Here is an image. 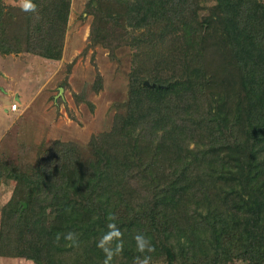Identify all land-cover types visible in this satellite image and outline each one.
Segmentation results:
<instances>
[{
  "label": "trees",
  "instance_id": "trees-1",
  "mask_svg": "<svg viewBox=\"0 0 264 264\" xmlns=\"http://www.w3.org/2000/svg\"><path fill=\"white\" fill-rule=\"evenodd\" d=\"M218 1L195 24L188 15L200 0L88 1L91 40L110 55L117 45L133 48L127 98L88 145L53 142L16 172L0 208V256L264 264V2ZM31 3L24 49L60 58L70 0ZM12 27L5 21L0 53L22 48L25 36ZM149 151L156 157H145ZM138 236L153 251H140Z\"/></svg>",
  "mask_w": 264,
  "mask_h": 264
},
{
  "label": "rangeland",
  "instance_id": "rangeland-1",
  "mask_svg": "<svg viewBox=\"0 0 264 264\" xmlns=\"http://www.w3.org/2000/svg\"><path fill=\"white\" fill-rule=\"evenodd\" d=\"M88 1L70 0L61 56L48 59L23 47L26 36L32 34L22 9L26 0H0V32L6 21L13 24L11 32L25 36L19 55L0 53V165L3 164L0 168V208L16 188V172L33 165L53 142H72L85 147L92 136L108 130L114 115L122 110L119 105L128 94L133 48L127 44L117 45L110 55L107 47L91 40L95 19ZM218 2L200 0L197 5H192L194 9H190L188 17L193 18L194 24L197 21L203 23L204 17L217 7ZM103 7L108 6L105 3ZM9 18L12 20H7ZM118 34L115 32L113 36ZM176 34L180 36L181 32L178 30ZM3 71L9 73L7 78L3 77ZM60 86L63 89L59 94ZM222 87L227 89L228 86ZM11 100L19 104L16 111L10 110ZM156 154L149 151L145 157L153 158ZM159 155L170 159L167 153ZM13 168L18 169L13 171ZM52 201V195L47 196L49 216L57 210ZM44 222L48 224L49 221L45 218ZM121 256L115 253L119 260ZM247 261L234 258L228 264H250ZM0 264L37 263L24 257L0 256ZM152 264L167 262L158 260Z\"/></svg>",
  "mask_w": 264,
  "mask_h": 264
},
{
  "label": "clouds",
  "instance_id": "clouds-1",
  "mask_svg": "<svg viewBox=\"0 0 264 264\" xmlns=\"http://www.w3.org/2000/svg\"><path fill=\"white\" fill-rule=\"evenodd\" d=\"M22 9L24 11H35L36 10V6L34 4L31 3V0H26L25 5H22ZM138 241H142V243L140 244V251H144L145 248L147 247L148 251H153V248L148 246V242L141 236L137 237ZM142 264H147V259H145Z\"/></svg>",
  "mask_w": 264,
  "mask_h": 264
},
{
  "label": "crops",
  "instance_id": "crops-1",
  "mask_svg": "<svg viewBox=\"0 0 264 264\" xmlns=\"http://www.w3.org/2000/svg\"><path fill=\"white\" fill-rule=\"evenodd\" d=\"M13 55H19L18 53H14ZM2 74H3V77L4 78H7L8 77V75H9V73L7 72V71H3L2 72ZM7 90H9L8 88H6ZM11 91V90H10ZM12 93H14L13 92V90H12ZM19 96V95H18ZM19 98H21L20 96H19ZM22 100V99H21ZM13 101L11 100L10 101V103H12ZM22 102V101H21ZM26 105V104H25ZM5 108H6V106H5ZM19 108V104L17 103V108L16 109H11V107H10V110H12V111H16L17 109ZM8 113H11L10 111H8ZM0 126H1V124H0Z\"/></svg>",
  "mask_w": 264,
  "mask_h": 264
},
{
  "label": "water",
  "instance_id": "water-1",
  "mask_svg": "<svg viewBox=\"0 0 264 264\" xmlns=\"http://www.w3.org/2000/svg\"><path fill=\"white\" fill-rule=\"evenodd\" d=\"M143 84H145V85H149V86H154V85H155V83H151V82H149L147 79H144V80H143ZM58 89H59V90H58L59 94L62 93V89H63V88L60 86Z\"/></svg>",
  "mask_w": 264,
  "mask_h": 264
},
{
  "label": "built area",
  "instance_id": "built-area-1",
  "mask_svg": "<svg viewBox=\"0 0 264 264\" xmlns=\"http://www.w3.org/2000/svg\"><path fill=\"white\" fill-rule=\"evenodd\" d=\"M11 109H16L17 108V104L15 102H12L10 105Z\"/></svg>",
  "mask_w": 264,
  "mask_h": 264
}]
</instances>
